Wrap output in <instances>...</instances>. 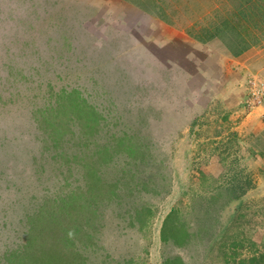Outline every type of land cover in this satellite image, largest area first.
Instances as JSON below:
<instances>
[{"label":"rangeland","instance_id":"374dc122","mask_svg":"<svg viewBox=\"0 0 264 264\" xmlns=\"http://www.w3.org/2000/svg\"><path fill=\"white\" fill-rule=\"evenodd\" d=\"M240 2L163 0L159 9L166 14L175 9L172 13L177 23L195 18L198 30L224 19L231 21L236 8L264 7V0ZM147 3L146 9L150 7ZM153 9L141 13L119 0H0V21L9 20L8 15L26 16L33 11L42 14L41 19L30 21L35 27H28L15 18L13 28H6L2 22L0 60L9 57L11 52H26L22 49L24 40H20L23 38L30 39L29 43L35 40L34 46L60 44L63 47L57 45L58 50L73 58V63L77 61L73 67L67 66L64 60L58 69L63 79L66 82L78 79V83H86L88 77L90 83L97 80V92H101L103 83L107 108L112 114H122V119H113L111 126L141 129L150 137V142L157 144L153 151L170 158V193L164 197L152 193L143 200L137 199L138 205L149 203L156 209L143 231L133 232L135 228L127 226L129 234L124 233L123 227L129 219L125 207L109 205L101 209L106 227L99 233L103 248L93 253L94 263L101 264V258L95 257L107 249L113 257L120 258L118 251H121L122 256L132 257L140 264H165L166 256L176 255L183 256L189 264H226L222 251L218 250L219 242L226 235L250 237L264 251V171L254 159L256 151L251 141L255 134L242 137L237 133V138L226 145L231 133L236 132V118L231 115L225 118L226 113L236 109V97L223 86V74H231L227 63L212 52L214 49L208 50L191 39L170 33L163 22L147 16L150 13L146 11ZM241 22L249 26L243 19ZM222 26L230 37L240 30L236 27V31H230L228 26L223 23ZM222 41L228 47L236 45L232 38ZM5 50H10V54L5 55ZM206 53L210 55L208 59ZM15 56L19 55H11ZM59 73H55L56 78ZM51 74L54 76V72ZM243 109L245 115L247 110ZM256 141L258 154L264 155L263 136ZM199 169L213 172L219 182L229 188L237 187L238 192L240 186L235 184H240V178L243 179L240 185L246 177L251 182L241 199L230 203L222 212L224 228L210 247H192L186 251L163 243L160 228L173 206L179 205L185 210L191 198L198 199ZM155 171L149 169L147 176H155ZM145 176V172L140 175ZM4 222L0 219V225ZM198 250L201 254H197Z\"/></svg>","mask_w":264,"mask_h":264},{"label":"trees","instance_id":"16d2710c","mask_svg":"<svg viewBox=\"0 0 264 264\" xmlns=\"http://www.w3.org/2000/svg\"><path fill=\"white\" fill-rule=\"evenodd\" d=\"M8 17L0 26L4 22L13 28L15 18L35 27L30 21L42 14ZM223 32L220 27L215 35ZM20 40L26 52H11L19 56L0 60V219L5 220L0 225V263L99 264L93 253L103 248L99 233L106 221L101 209L125 207L129 219L124 233L129 234L127 226L135 228L133 232L143 231L156 209L149 203L138 205L137 199L170 193V158L153 151L157 144L141 129L111 126L122 114L107 108L103 83L97 92V80L63 79L59 67L64 60L67 66L77 64L58 50L63 46L41 47L32 45L35 40ZM231 135L228 146L238 134ZM149 169L157 170L158 178L147 176ZM198 173V199L191 198L185 210L173 206L160 228L163 243L186 251L210 247L224 228L222 212L241 199L251 182L246 177L240 185V178L235 184L240 186L238 192L237 187L219 182L213 172ZM218 245L226 264H264V251L250 237L226 235ZM103 250L95 257L101 264H140L121 251L116 258ZM164 263L189 264L181 255L166 256Z\"/></svg>","mask_w":264,"mask_h":264},{"label":"crops","instance_id":"0c3cea01","mask_svg":"<svg viewBox=\"0 0 264 264\" xmlns=\"http://www.w3.org/2000/svg\"><path fill=\"white\" fill-rule=\"evenodd\" d=\"M122 3L130 5L138 11L148 10L154 8L147 16L152 17L155 20L161 21L166 25V28L170 33L176 36H184L191 41L200 45H204L208 50L214 49L213 53H218L222 60L227 63L228 71L223 74V86L230 92V95L236 97V109L234 111L226 113L227 117L236 118V132L245 137L246 135L255 134L254 141L252 142L253 148L256 151L254 159L258 162V167L264 170V155L258 154L256 146L254 145L256 140L259 141L260 137L264 138V105L255 107L250 113L245 112L242 102L246 97L247 92V79L251 74H259L264 77V7H240L236 8V13L232 14L233 19L228 21L224 19L221 23L218 21L210 24L208 27H201L196 29V19L185 21L184 23L175 22L172 9L170 13L159 9L160 5H163V0H119ZM239 4L249 3L250 0H240ZM150 4L146 9V3ZM147 3V4H148ZM169 7V6H168ZM234 11V9H233ZM259 20H256V17ZM247 22L249 26H243L241 20ZM226 21V22H224ZM241 22V23H240ZM222 23L228 26L230 31H236V35H229V31H224L221 35H215L218 28H222ZM235 39L236 45L227 46L222 40ZM247 44V45H245ZM245 45V46H244ZM239 46L237 50L236 47ZM237 50V51H236ZM208 59L209 53H206ZM188 57V56H187ZM192 57V54L190 55ZM213 57V56H212ZM211 57V59H212ZM215 58V57H214ZM200 62H204L201 60ZM203 64V63H200ZM232 79V80H231ZM231 80V81H230ZM230 81V82H229ZM234 92V93H233ZM243 111V112H242ZM240 112L241 115H238ZM258 138V139H257ZM254 142V143H253ZM254 153V150H253Z\"/></svg>","mask_w":264,"mask_h":264},{"label":"built area","instance_id":"2783aa9c","mask_svg":"<svg viewBox=\"0 0 264 264\" xmlns=\"http://www.w3.org/2000/svg\"><path fill=\"white\" fill-rule=\"evenodd\" d=\"M264 104V77L259 74H251L247 79V93L243 101V107L247 113L255 107Z\"/></svg>","mask_w":264,"mask_h":264},{"label":"clouds","instance_id":"9594fccd","mask_svg":"<svg viewBox=\"0 0 264 264\" xmlns=\"http://www.w3.org/2000/svg\"><path fill=\"white\" fill-rule=\"evenodd\" d=\"M247 93V92H246ZM262 106V105H261ZM250 113V112H249Z\"/></svg>","mask_w":264,"mask_h":264}]
</instances>
